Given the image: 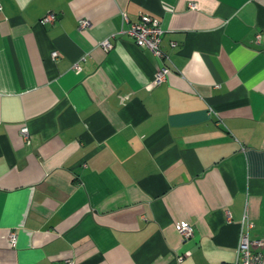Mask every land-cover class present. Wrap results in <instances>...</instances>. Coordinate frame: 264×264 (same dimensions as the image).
Returning a JSON list of instances; mask_svg holds the SVG:
<instances>
[{
  "label": "crops",
  "instance_id": "0c3cea01",
  "mask_svg": "<svg viewBox=\"0 0 264 264\" xmlns=\"http://www.w3.org/2000/svg\"><path fill=\"white\" fill-rule=\"evenodd\" d=\"M0 6V264H234L245 213L264 237V0Z\"/></svg>",
  "mask_w": 264,
  "mask_h": 264
},
{
  "label": "built area",
  "instance_id": "2783aa9c",
  "mask_svg": "<svg viewBox=\"0 0 264 264\" xmlns=\"http://www.w3.org/2000/svg\"><path fill=\"white\" fill-rule=\"evenodd\" d=\"M190 10H195V4H188ZM1 10V6H0ZM123 20L127 21V18L122 14ZM56 20V15L54 13H47L40 21V24H50ZM89 26V21L85 19H80L78 21V27L80 30H84ZM126 33L133 39L134 43L143 49L148 50L156 59L163 62L160 65L153 79L154 85H160L166 82L167 77L170 73V68L164 63H169V58L163 53L160 48L161 37L164 31L161 28L160 22L150 16H141L139 20L135 23H130ZM259 41V36H256V42ZM99 46L108 52L112 46L107 41L104 40L100 42ZM177 43L171 42L170 47L175 48ZM57 57L56 52L51 53V58ZM76 70H79L77 65H74ZM21 138L26 144H29V132L27 127L21 128L19 132ZM227 220L230 219L228 212H226ZM252 226L248 221L246 213L244 214L241 221V230L239 233V241L236 248V257L234 264H264V254L262 253V248L264 247V237L260 240L251 241L248 238L247 230ZM179 235L184 239L188 240L192 237V229L190 226H182L178 229ZM17 240V235L15 231H11L8 235V241L11 247H15ZM66 264H72V262H66Z\"/></svg>",
  "mask_w": 264,
  "mask_h": 264
}]
</instances>
